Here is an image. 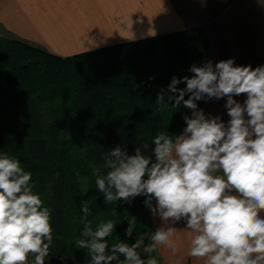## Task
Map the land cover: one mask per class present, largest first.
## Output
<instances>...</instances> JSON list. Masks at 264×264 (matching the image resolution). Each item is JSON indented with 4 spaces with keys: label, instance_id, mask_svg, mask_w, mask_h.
Masks as SVG:
<instances>
[{
    "label": "clouds",
    "instance_id": "1",
    "mask_svg": "<svg viewBox=\"0 0 264 264\" xmlns=\"http://www.w3.org/2000/svg\"><path fill=\"white\" fill-rule=\"evenodd\" d=\"M189 71L191 77L174 76L167 89L174 94L168 97L171 108L183 102L191 110L183 117L182 133H158L152 156L143 154L148 143L133 155L117 146L105 158L106 173L93 166L107 204L144 196L162 226L138 234L135 243L117 238L109 246L116 224L109 219L93 228L89 201H81L83 230L75 245L86 250L88 264H158L152 253L161 246L175 251L178 230L172 225L181 220L186 224L179 231L193 234L190 257L204 264H264V65L237 66L230 58L194 64ZM180 83L186 87L178 88ZM240 95L246 96L243 104L234 99ZM224 97L227 125L198 108L197 101ZM156 103L168 107L164 90ZM31 180L19 159L0 153V264H28L30 255L33 264H45L52 251V210L33 191ZM128 223L125 232L131 237L136 218Z\"/></svg>",
    "mask_w": 264,
    "mask_h": 264
},
{
    "label": "trees",
    "instance_id": "2",
    "mask_svg": "<svg viewBox=\"0 0 264 264\" xmlns=\"http://www.w3.org/2000/svg\"><path fill=\"white\" fill-rule=\"evenodd\" d=\"M221 60L213 57L201 27L66 56L0 30V153L19 159L31 172L33 191L52 210L53 245L46 258L50 264H88L86 250L75 245L83 230L84 200L89 201L93 228L109 219L116 224L107 238L109 246L132 244L138 234L153 232L146 197L107 204L95 184L93 166L106 173L105 158L117 146L133 155L136 147L148 143L143 154L152 156L158 133H182L183 117L191 116V110L183 102L171 108V79L191 77L194 64ZM161 90L168 107L156 103ZM206 100L197 101L199 109ZM85 180L88 191L83 194ZM132 217L136 227L128 237L125 230ZM152 256L157 259V252Z\"/></svg>",
    "mask_w": 264,
    "mask_h": 264
},
{
    "label": "crops",
    "instance_id": "3",
    "mask_svg": "<svg viewBox=\"0 0 264 264\" xmlns=\"http://www.w3.org/2000/svg\"><path fill=\"white\" fill-rule=\"evenodd\" d=\"M0 24L8 33L62 56L201 27L216 60L233 57L242 62L237 66L264 65V0H0ZM234 99L243 104L246 96ZM226 100L207 99L200 109L227 125ZM149 213L154 232L162 223ZM185 224L172 225L178 230L175 251L159 247L158 264H204L188 255L193 234L179 231Z\"/></svg>",
    "mask_w": 264,
    "mask_h": 264
},
{
    "label": "rangeland",
    "instance_id": "4",
    "mask_svg": "<svg viewBox=\"0 0 264 264\" xmlns=\"http://www.w3.org/2000/svg\"><path fill=\"white\" fill-rule=\"evenodd\" d=\"M0 30L3 31L6 35H8L9 37H13V38H18V39H21L20 36H17V35H13V34H10L8 33L5 28L0 24ZM23 40V39H22ZM80 52V51H79ZM45 264H50L48 261L45 262Z\"/></svg>",
    "mask_w": 264,
    "mask_h": 264
},
{
    "label": "built area",
    "instance_id": "5",
    "mask_svg": "<svg viewBox=\"0 0 264 264\" xmlns=\"http://www.w3.org/2000/svg\"><path fill=\"white\" fill-rule=\"evenodd\" d=\"M33 260H34V258L31 257V256H29V258H28V264H33Z\"/></svg>",
    "mask_w": 264,
    "mask_h": 264
},
{
    "label": "water",
    "instance_id": "6",
    "mask_svg": "<svg viewBox=\"0 0 264 264\" xmlns=\"http://www.w3.org/2000/svg\"><path fill=\"white\" fill-rule=\"evenodd\" d=\"M111 264H116V261L111 262Z\"/></svg>",
    "mask_w": 264,
    "mask_h": 264
}]
</instances>
